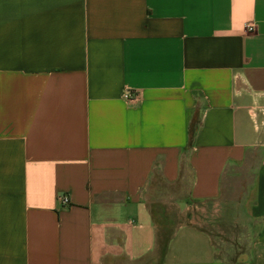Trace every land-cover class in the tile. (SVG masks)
I'll return each instance as SVG.
<instances>
[{
    "label": "crops",
    "instance_id": "obj_1",
    "mask_svg": "<svg viewBox=\"0 0 264 264\" xmlns=\"http://www.w3.org/2000/svg\"><path fill=\"white\" fill-rule=\"evenodd\" d=\"M124 260L264 264V0H0V264Z\"/></svg>",
    "mask_w": 264,
    "mask_h": 264
},
{
    "label": "built area",
    "instance_id": "obj_2",
    "mask_svg": "<svg viewBox=\"0 0 264 264\" xmlns=\"http://www.w3.org/2000/svg\"><path fill=\"white\" fill-rule=\"evenodd\" d=\"M249 31H253L255 26L253 24H247L245 26ZM125 99L128 101V102H132V103H135L138 101L139 99V95L137 93H131V92H128L126 93L125 95ZM59 201H60V204L63 206V207H68L70 206V198L68 195H62L60 198H59Z\"/></svg>",
    "mask_w": 264,
    "mask_h": 264
},
{
    "label": "rangeland",
    "instance_id": "obj_3",
    "mask_svg": "<svg viewBox=\"0 0 264 264\" xmlns=\"http://www.w3.org/2000/svg\"><path fill=\"white\" fill-rule=\"evenodd\" d=\"M119 264H137V263H131L130 261L124 260L120 262ZM141 264H145V263H141Z\"/></svg>",
    "mask_w": 264,
    "mask_h": 264
}]
</instances>
